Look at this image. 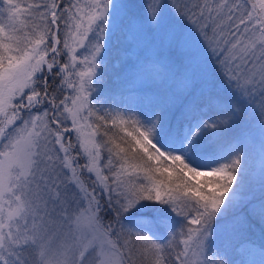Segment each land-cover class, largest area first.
I'll list each match as a JSON object with an SVG mask.
<instances>
[{
    "label": "snow or ice",
    "instance_id": "snow-or-ice-1",
    "mask_svg": "<svg viewBox=\"0 0 264 264\" xmlns=\"http://www.w3.org/2000/svg\"><path fill=\"white\" fill-rule=\"evenodd\" d=\"M133 8L0 0V264H257L232 242L254 226L264 237V9ZM201 42L227 95L201 70ZM112 49L113 67L127 65L118 80L151 87L147 111L91 104ZM65 84L74 95L58 99ZM109 125L124 126L127 147L102 139ZM259 256L264 264V243Z\"/></svg>",
    "mask_w": 264,
    "mask_h": 264
},
{
    "label": "rangeland",
    "instance_id": "rangeland-1",
    "mask_svg": "<svg viewBox=\"0 0 264 264\" xmlns=\"http://www.w3.org/2000/svg\"><path fill=\"white\" fill-rule=\"evenodd\" d=\"M26 2H31V0H26ZM37 3H42L44 0H36ZM129 3L134 5L133 11L139 12L142 9L144 4V0H128ZM170 3H176L178 6L183 7L185 3H188L189 0H169ZM241 3H247V7L249 10H254L255 13H261L262 9H264V0H240ZM253 6H255L253 8ZM238 15V14H237ZM6 24V18L3 20ZM213 35L211 29L208 30V36L211 38ZM230 38V37H229ZM223 47V44L220 45ZM219 51V49L217 50ZM199 63L201 70L205 73H211L212 76L215 77L214 84H223L220 80L219 76L215 71V60L209 59L211 56L210 51L208 50V45L201 42L200 45L197 46L196 49ZM81 56L84 55L83 52L80 53ZM118 55L115 49H112L109 54L106 56L105 59V66L103 68V78L102 81H97L95 85L92 95L90 97L91 104L95 106L97 109L103 108L104 112H129L131 110L137 111H147L151 107L150 101L153 99V91L151 87L140 80H135L131 83L124 84L120 80H118V76L123 73L125 68L127 67L126 64H122L119 68H114L113 64H115L116 60L118 59ZM66 57H61V62H64ZM51 79V78H50ZM69 81L76 79L75 76H69ZM59 83V80L56 81ZM224 85V84H223ZM74 95L73 90L68 88L65 84L64 90L62 92H58L57 96L58 99H62L64 95ZM71 104V101H68ZM102 112V111H101ZM34 114V113H33ZM101 114V113H100ZM21 115L27 117L28 113L22 112ZM67 115V114H65ZM92 117V122H93ZM67 126L71 127V120L66 121ZM55 127V126H53ZM123 127H118V129L123 131ZM129 130H131L129 128ZM72 137L74 145H76L75 151L72 152V155L75 157L77 152L79 151L78 143L76 142V136L74 133L69 134ZM2 146V145H0ZM51 147V145H49ZM58 147V146H57ZM106 154H102L105 158L107 157L108 153L105 151ZM63 155V153H61ZM79 158V157H77ZM82 161V165L86 162V157L80 156ZM104 162H107L106 159ZM253 167L255 169H259L260 166V159H259V145L257 143L256 150L253 153L252 161ZM77 172L79 173V169L77 168ZM86 177L89 178V191H91L92 187V180L95 178L94 176L90 175L86 171L83 173ZM88 186V185H87ZM107 202V196L105 195L103 198L102 203ZM110 216V213H105ZM155 231L159 232L161 236H163L164 231L163 229L157 228ZM251 241V243H248ZM233 245H241L243 244L246 249L249 250V254L247 255V259L249 261H258L260 259L259 250L260 245L264 243V237H262L259 226H254L250 231L244 233L243 235L237 236L233 240Z\"/></svg>",
    "mask_w": 264,
    "mask_h": 264
},
{
    "label": "trees",
    "instance_id": "trees-1",
    "mask_svg": "<svg viewBox=\"0 0 264 264\" xmlns=\"http://www.w3.org/2000/svg\"><path fill=\"white\" fill-rule=\"evenodd\" d=\"M212 80H214L215 79V77L214 76H212V74L211 73H206ZM215 89H216V91L219 93V94H221V95H227V89L224 87V85L223 84H215ZM95 109H97L95 106H93ZM97 110H100V113L101 114H104V110H103V108H102V110L101 109H97ZM102 111V112H101ZM106 112V111H105ZM93 123L95 124V123H101L100 121H98V120H96V117L94 116V118H93ZM101 131L103 132V131H108V136H104V137H102V139L103 140H109V139H115L116 140V142L117 143H120L121 144V146L122 147H127V145H125L119 138L120 137H125V133H123V132H121L118 128H112L110 125L108 126V128H101ZM237 130H232L231 132H229L228 133V135L229 136H231V135H234L235 134V132H236ZM125 139H130V138H127V137H125ZM106 150H104V152L102 153V154H106V152H105ZM76 163H79L80 165H82V161H81V159H80V157L79 158H77V160H76ZM79 169V168H78ZM81 170L79 169V172H80ZM83 178H84V180H85V184L86 185H88V187H89V178L88 177H86L84 174H83ZM105 216H106V218H107V215L105 214Z\"/></svg>",
    "mask_w": 264,
    "mask_h": 264
}]
</instances>
